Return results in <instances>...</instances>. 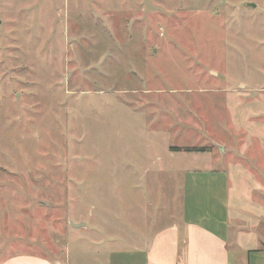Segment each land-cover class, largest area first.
Wrapping results in <instances>:
<instances>
[{
	"label": "rangeland",
	"instance_id": "374dc122",
	"mask_svg": "<svg viewBox=\"0 0 264 264\" xmlns=\"http://www.w3.org/2000/svg\"><path fill=\"white\" fill-rule=\"evenodd\" d=\"M263 111L264 0H0V263L178 221L207 162L176 149L240 163Z\"/></svg>",
	"mask_w": 264,
	"mask_h": 264
},
{
	"label": "crops",
	"instance_id": "0c3cea01",
	"mask_svg": "<svg viewBox=\"0 0 264 264\" xmlns=\"http://www.w3.org/2000/svg\"><path fill=\"white\" fill-rule=\"evenodd\" d=\"M246 132L250 134L237 148L243 156L240 163L226 162L224 167L213 169L208 163L224 161L222 157L230 152H215L210 147L201 153L207 165L193 168L194 173L183 178L188 195L184 199L183 192L178 221L153 229L145 224L129 230L133 234L123 238L125 246L121 247L120 240H111L112 249L99 264H264V129ZM252 138L258 143L257 158L248 145ZM103 247L101 255L105 253ZM58 261L34 253L12 255L0 264Z\"/></svg>",
	"mask_w": 264,
	"mask_h": 264
},
{
	"label": "trees",
	"instance_id": "16d2710c",
	"mask_svg": "<svg viewBox=\"0 0 264 264\" xmlns=\"http://www.w3.org/2000/svg\"><path fill=\"white\" fill-rule=\"evenodd\" d=\"M207 148L204 147H183L181 149H176V151H184V152H204Z\"/></svg>",
	"mask_w": 264,
	"mask_h": 264
}]
</instances>
